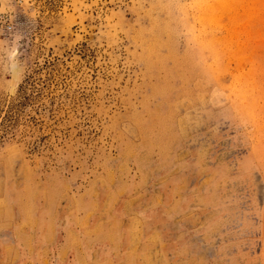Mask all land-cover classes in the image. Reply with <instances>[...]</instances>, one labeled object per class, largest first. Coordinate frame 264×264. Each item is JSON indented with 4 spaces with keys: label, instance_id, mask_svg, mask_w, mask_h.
Listing matches in <instances>:
<instances>
[{
    "label": "rangeland",
    "instance_id": "1",
    "mask_svg": "<svg viewBox=\"0 0 264 264\" xmlns=\"http://www.w3.org/2000/svg\"><path fill=\"white\" fill-rule=\"evenodd\" d=\"M0 264H264V0H0Z\"/></svg>",
    "mask_w": 264,
    "mask_h": 264
},
{
    "label": "bare ground",
    "instance_id": "2",
    "mask_svg": "<svg viewBox=\"0 0 264 264\" xmlns=\"http://www.w3.org/2000/svg\"><path fill=\"white\" fill-rule=\"evenodd\" d=\"M222 1V0H221ZM208 4V3H207ZM201 5V4H200ZM206 9V8H205ZM212 13V12H211ZM210 15V14H209ZM212 16V15H211ZM199 17V16H198ZM204 17V16H203ZM208 17V16H207ZM205 19V18H204ZM203 20V19H202ZM205 22V21H204ZM203 23V22H202ZM206 23V22H205ZM212 23V22H211ZM206 25V24H205ZM195 33V32H194ZM113 227V226H112ZM76 255V254H75ZM78 257V256H77Z\"/></svg>",
    "mask_w": 264,
    "mask_h": 264
}]
</instances>
